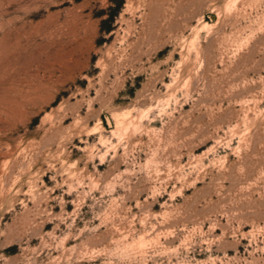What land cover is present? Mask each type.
I'll return each mask as SVG.
<instances>
[{
  "label": "rangeland",
  "instance_id": "374dc122",
  "mask_svg": "<svg viewBox=\"0 0 264 264\" xmlns=\"http://www.w3.org/2000/svg\"><path fill=\"white\" fill-rule=\"evenodd\" d=\"M0 264H264V0H0Z\"/></svg>",
  "mask_w": 264,
  "mask_h": 264
}]
</instances>
